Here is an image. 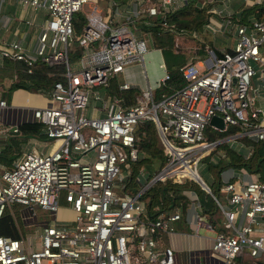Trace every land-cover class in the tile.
Instances as JSON below:
<instances>
[{
	"label": "built area",
	"instance_id": "1",
	"mask_svg": "<svg viewBox=\"0 0 264 264\" xmlns=\"http://www.w3.org/2000/svg\"><path fill=\"white\" fill-rule=\"evenodd\" d=\"M97 1H105L104 7ZM218 1L220 6L215 0H200L210 11L203 24L215 23L211 12L230 6L229 0ZM252 1L240 3L243 7ZM20 2L45 10L34 44L3 41L0 55L26 63L35 58L61 62L64 68L61 78L48 88L46 102L32 108L33 119L41 122L40 129L50 140L48 148L23 150L9 165L0 164V215L5 209L16 230L14 236L0 233V264H172V248L161 235L172 231L171 221L179 210L149 215L140 193L166 176L176 182L194 179L197 160L218 139L245 135L264 142V15L234 21L226 11L223 20L216 22L219 26L215 24L219 30L232 26L230 47L219 54L206 48V55L184 61L178 66L183 83L155 98L153 88L167 77L159 61L161 74L154 83L140 88L132 102L123 103L118 96L100 93L98 87L105 86L126 63L140 61L148 50L149 33L136 26L137 18L162 13L178 0H130L120 20L115 17L119 2L114 0ZM84 3L85 21L77 36L81 51L70 68L71 15ZM128 86L125 79L118 82V87ZM89 95L98 103H88ZM4 102L0 97V104ZM212 115L216 118L209 122ZM140 119L155 123L166 154L163 164L132 191L126 181L144 171L138 164L132 172L138 156L134 124ZM208 124L217 130L228 125L236 129L209 139L204 134ZM7 128L1 126L0 132ZM16 129V125L10 127ZM254 173L251 178L220 179L219 190L228 203L220 207L226 229L214 231L210 248L222 264H231L244 249L251 255L264 251V172L261 177ZM184 194L192 208L193 233L212 228L193 189L186 188ZM12 202L23 205L20 218L30 220L25 223L35 219V208L47 210L48 215L34 221L35 232L23 234Z\"/></svg>",
	"mask_w": 264,
	"mask_h": 264
},
{
	"label": "trees",
	"instance_id": "2",
	"mask_svg": "<svg viewBox=\"0 0 264 264\" xmlns=\"http://www.w3.org/2000/svg\"><path fill=\"white\" fill-rule=\"evenodd\" d=\"M123 2L124 0H117ZM199 0H183L180 5L156 13L153 16L141 15L137 18L135 24L138 28L148 31L152 45L160 49L167 77L160 81L154 88V97L157 98L159 93L170 92L175 87L181 85L184 81L178 66L187 60L189 52L179 48L174 37L177 34L184 33L185 36L193 38L192 32L198 31L201 25L206 21L210 11L206 10V5L200 4ZM235 2L232 5V11L229 14L234 21H247L251 16L260 17L264 15V0H253L248 6H241ZM75 12V13H74ZM71 15L72 21V40L67 47V58L73 62L81 51V46L77 42L82 24L85 17L82 12L75 10ZM165 21V24L161 23ZM202 43H198L191 58L196 55H203L204 48ZM216 54L219 49L212 45ZM64 68L63 63H46L35 58L30 63L22 58H14L7 55H0V79L9 78V82L5 89L1 90L0 95L8 99L10 90L14 87H23L32 91L47 92L51 83L55 79L61 78L60 71ZM106 90L111 94L118 96L123 103H130L134 100V94L138 89L134 86L125 88L118 87L116 79L111 76L105 85ZM41 122L37 120H22L17 123V129L21 134H11L15 136L13 142L18 141L19 137L23 138L29 134L40 133ZM235 126L228 125L224 131L208 130L204 127V134L207 138H214L213 135L223 136L227 131L235 130ZM134 135L138 149V156L132 162L133 173L138 164H144V171L138 178H133L132 174L126 181L130 190H136L144 183L154 171H156L165 160V148L159 137L154 122L151 119H140L134 124ZM18 137V138H17ZM246 144L250 145L251 151L247 157H243L244 153L241 149L234 150L230 146H226L225 142L216 143L222 146L226 154L215 153L209 157L211 151L203 153L199 159L202 165L212 174L210 180H205L208 191L199 185L192 178H186L182 182L172 181L169 176L162 179H156L150 182L140 193V197L144 198L145 205L149 215H154L159 211H169L174 208L180 212L187 208V197L184 194L186 188H191L196 194L197 201L204 216L214 224L217 217L219 218V206L217 201L220 197L219 190V171L224 164H233L234 166H242L248 171L257 172L258 176H263L264 172V142L261 140L251 139L245 135L239 136ZM2 140V141H1ZM0 162L5 166L9 165L12 158L17 154L14 143L10 140L0 138ZM213 146V145H212ZM211 146V147H212ZM208 152V153H207ZM236 160V161H235ZM223 193V192H222ZM224 195V194H223ZM217 200V201H216ZM218 211V212H217ZM216 213H218L216 215ZM0 233L11 236L16 235L15 227L12 220L4 209L0 215Z\"/></svg>",
	"mask_w": 264,
	"mask_h": 264
},
{
	"label": "crops",
	"instance_id": "3",
	"mask_svg": "<svg viewBox=\"0 0 264 264\" xmlns=\"http://www.w3.org/2000/svg\"><path fill=\"white\" fill-rule=\"evenodd\" d=\"M44 13V8L33 9L22 4L20 0H0V42L17 40L24 46L31 47L34 44L37 27ZM189 55L193 56L195 54L193 52ZM161 60L163 61L160 49L150 42L148 50L145 51L140 61L126 63L123 69L117 73V76L114 75L117 86L118 82L122 79L127 80L130 86H134L138 90L145 85H152L155 79L161 74V68L157 64ZM8 82L9 78L7 77L0 79V93L2 89L7 87ZM98 90L102 94L109 93L105 86H99ZM0 97L5 100L3 96L0 95ZM92 99V103H98L93 97ZM45 102L46 97L43 92L32 91L23 87L12 88L8 94V99L5 100L4 104H0V127H8L6 130L0 132V138L10 140L11 143H14L13 138L15 136L11 134H21V132L18 129L11 131L10 127L12 125H16L17 127V123L22 120H34L32 108L42 105ZM39 134H44L41 129ZM31 135L26 136L30 137ZM31 141L34 142L36 140L31 139ZM15 142L14 145H16L15 149L17 150V154L12 159L22 152V150H19L18 142ZM36 144L39 145L38 150H46L48 146L45 149L42 147L43 145H49L50 140L46 143L43 139ZM29 149L32 148L30 147ZM0 164L3 163L0 162ZM230 174V178H234L235 175L251 178L255 173L253 171H246L244 167L239 170L224 168L219 172V178L228 177ZM203 181L205 182L204 179ZM220 195L218 200L219 218L217 217V220L212 224V228H198V233H193L192 208L187 206L185 211H179V216L171 221L172 231L162 233V241L170 245L173 251L172 264H222L220 258L210 248L214 231L226 229L221 223L222 214L220 207H226L228 203L223 193ZM239 219L240 216L236 220L238 221ZM231 264H264V251H259L251 255L244 249L233 258Z\"/></svg>",
	"mask_w": 264,
	"mask_h": 264
},
{
	"label": "rangeland",
	"instance_id": "4",
	"mask_svg": "<svg viewBox=\"0 0 264 264\" xmlns=\"http://www.w3.org/2000/svg\"><path fill=\"white\" fill-rule=\"evenodd\" d=\"M114 1H117V0H114ZM215 1L218 4L216 6H220V1H218V0H215ZM229 1H230L229 4H230L231 7L228 6V9L227 8H225V9L221 8L219 10L215 9L214 11L211 12V17L213 18L215 23L218 22V21L223 20V18H224L223 17V13H225L226 11H228V13H231L232 5L235 2H238L237 4H240V5L242 4V3H240L241 0H229ZM97 3L100 4L102 6V8L105 5V1H97ZM129 3H130V0H124L123 2H119L118 4L115 5L116 6V10H118V13H117V15H115V17L118 20L123 18L124 12L126 11V7H128ZM181 3H182V0H178V2L175 5H180ZM86 9H87V4L84 3L82 5V8L78 9V11L82 12L83 15H84V11ZM74 13H72V14H74ZM215 23L214 22L213 23L208 22V24H202L201 28L198 31L194 32L193 38L185 36L184 33H182V34L175 35L174 40H175V42H177V45H178L179 48L183 49L186 52H189V50H191L190 51L191 53H193V49L198 43L199 44L202 43L201 47H203L204 51H205L203 55L207 54V49L213 50L212 45L215 48L219 49V50L222 49V48L230 47L231 44H232L233 37H234V33L232 32V30H233L232 26L227 27L226 30H219L220 28L218 27L219 26L218 23H216L218 26ZM211 27H213V29H211ZM137 33H141V31L139 29H137ZM191 53H189V54H191ZM191 56L192 55H189L187 60H194L195 59V58L192 59ZM74 65H75L74 62H70L69 63L70 68H73ZM117 73L115 74L116 76H117ZM43 94L46 97V92H43ZM92 101H93V99L89 95L88 103L91 104ZM90 104H88V105H90ZM84 113L85 114L88 113V107L87 106L84 108ZM160 117H161V115H160ZM206 128L209 131L210 130L220 131L219 133L224 132V131H221L223 129L217 130L215 128H212L209 124L206 125ZM231 131L232 130L227 131L226 133H229ZM214 134L215 135H213L214 136L213 139L221 137L220 135H216V132ZM18 139L19 140L17 142L19 144V150H22V151L26 150V149H29L30 147L32 149L38 150L39 145H37L36 143L37 142L39 143L43 139L45 140L46 143L49 142L48 137H46L44 134H35V133L32 134L30 137L25 136L23 138L19 137ZM31 139L32 140L34 139L36 141L32 142ZM220 141L221 142H225L226 146H230L234 150H238V151L240 150L241 151V149H242V151L244 152L242 154L243 157H245V156L247 157V155L250 153L251 148H252L250 145L246 144L240 137H233L232 139H228V138L218 139L217 143L220 142ZM46 146H48V145H43L42 148L45 149ZM208 149H209L208 151H211L209 153V157L214 156L215 153L225 154L223 147L222 146H218L216 143L212 147H210ZM225 156H226V154H225ZM202 163L203 162L200 161V159H198L197 163L195 164V167L197 168V171L201 175V177H203L206 180H210L211 177H212V174L204 167V165H202ZM144 164L145 163H141L142 167H144ZM224 168H229V169H233V170H239L240 168H242V166H234L233 164H224V166L220 169L219 172H221ZM246 171H248V169H246ZM250 172H252V171H250ZM228 177H231V176H228ZM220 194H222V192H220ZM59 200L63 201L62 197H60ZM22 206L23 205L21 203H18V202H12L11 203V207H12V209L14 211L15 216H16L18 227H19L20 231L23 234H25L27 232H31V231L35 232L36 231V225H35L34 221L38 222L39 220H41L43 218H46V216L48 215V211L40 209V208H35L34 209V211H35V219L33 221H31V222L25 223L20 218V213H19L20 212L19 210H21ZM22 211L24 213L26 212L24 208H22ZM213 253L219 257V255L216 252H213Z\"/></svg>",
	"mask_w": 264,
	"mask_h": 264
},
{
	"label": "water",
	"instance_id": "5",
	"mask_svg": "<svg viewBox=\"0 0 264 264\" xmlns=\"http://www.w3.org/2000/svg\"><path fill=\"white\" fill-rule=\"evenodd\" d=\"M252 64H253V66L255 67V64L252 62V61H250ZM256 72L257 71H255V72H253L252 73V79H253V81H255L256 79H255V74H256ZM216 118V116H214V115H212L210 118H209V122H213V120ZM219 125H221V122H219ZM194 180L196 181V182H198L199 183V185L201 186V187H203L205 190H207L208 191V186H207V184L203 181V179L200 177V175H198V174H196L195 176H194Z\"/></svg>",
	"mask_w": 264,
	"mask_h": 264
},
{
	"label": "bare ground",
	"instance_id": "6",
	"mask_svg": "<svg viewBox=\"0 0 264 264\" xmlns=\"http://www.w3.org/2000/svg\"><path fill=\"white\" fill-rule=\"evenodd\" d=\"M190 174H191V172H189ZM181 174V173H180ZM180 174H178V175H180Z\"/></svg>",
	"mask_w": 264,
	"mask_h": 264
}]
</instances>
